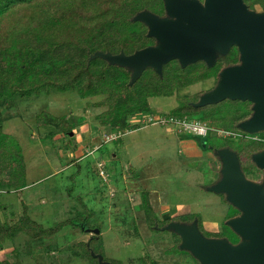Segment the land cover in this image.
Segmentation results:
<instances>
[{"label": "rangeland", "instance_id": "obj_1", "mask_svg": "<svg viewBox=\"0 0 264 264\" xmlns=\"http://www.w3.org/2000/svg\"><path fill=\"white\" fill-rule=\"evenodd\" d=\"M213 85L211 77L170 96L149 97L150 111L130 116L123 130L98 123L97 114L107 108L98 104L105 94L82 98L76 91L51 90L0 102L2 129L20 145L26 169L22 186L15 180L0 184V205L7 213L1 210L0 217L10 223L26 207L43 227H59L40 238L18 232L5 241L0 260L13 261L15 249L21 264H95L81 243L98 229L92 246L101 249L103 261L195 264L190 254L174 251V231L165 229L167 224L161 230L148 226L142 193L147 191L149 205L161 220L194 212L206 230L217 232L233 215L222 194L206 189L220 176L218 158L196 143L206 137L157 121L168 120L179 103L177 96L205 92ZM43 111L66 117L73 129L64 132L56 123L39 121L36 116ZM216 134L214 143L222 144ZM255 171L244 174L260 182L263 171Z\"/></svg>", "mask_w": 264, "mask_h": 264}, {"label": "trees", "instance_id": "obj_2", "mask_svg": "<svg viewBox=\"0 0 264 264\" xmlns=\"http://www.w3.org/2000/svg\"><path fill=\"white\" fill-rule=\"evenodd\" d=\"M155 1L0 0V102L9 103L15 96L39 95L42 91L49 93L51 90L76 91L82 98L105 94L98 104L107 105V108L97 114L98 123L123 130L129 127L130 116L150 111L149 97L170 96L176 89L211 77L218 79L222 68L239 61L236 53L219 56L212 66L197 61L183 67L174 59L163 65L161 75L153 68L146 67L135 81H131L128 67L111 64L101 57L91 58L96 51L130 54L155 44V38L147 35V26L133 20L142 10H154ZM253 2L264 6V0ZM202 93L204 91L177 96L179 103L170 111V117L195 118L206 121L213 129L221 130L216 135L223 139L222 144L214 143L211 132L204 136L206 140L195 141L213 154L215 149L221 147L234 150L243 172L254 175L257 167L251 155L264 149V130L250 134L239 127L241 121L251 116L252 103L227 98L217 103L194 106ZM36 117L45 123H56L58 129L64 132L73 129L64 116L43 111ZM25 170L21 147L12 141L10 134L3 131L0 120V184H13L15 180L14 184L22 186ZM219 194L234 213L223 220L218 232L204 230L201 216L194 212L159 219L149 205L147 191H143L142 205L148 226L152 230H161L170 221L191 223L196 220L203 235L227 239L231 235L234 237L233 243H237L240 236L237 233L235 236L226 221L239 215L240 210L226 200L224 193ZM1 210L6 213V209L0 205ZM83 227L86 228L85 225ZM58 229L57 226L45 228L32 220L24 207L23 213L10 223L0 217V249L6 240L13 239L20 231L32 238H40ZM82 230L85 231L84 228ZM99 236V233L93 234L81 243L84 255L95 264H99L96 255L103 256L101 249L92 246ZM174 237V251L184 252L178 247L180 236L174 232ZM12 251L15 259L0 260V264H21L18 253L15 249ZM110 262L120 264L119 260ZM196 264L200 262L196 261Z\"/></svg>", "mask_w": 264, "mask_h": 264}, {"label": "water", "instance_id": "obj_3", "mask_svg": "<svg viewBox=\"0 0 264 264\" xmlns=\"http://www.w3.org/2000/svg\"><path fill=\"white\" fill-rule=\"evenodd\" d=\"M164 4V17L149 10L133 17L147 26V35L155 38V44L130 54L96 51L91 58L101 57L128 67L131 81H135L146 67L161 75L163 65L174 59L183 67L197 61L212 66L217 54L225 55L236 46L240 63L222 68L215 86L202 93L194 106L227 98L247 100L252 103V114L239 127L248 133L263 131L264 11L249 10L243 0H164ZM214 154L220 161V176L206 189L224 193L226 200L240 210L239 215L226 221L240 241L233 244L226 237H207L196 220L170 222L164 228L179 234L180 248L201 264H264V149L251 155L263 171L260 182L246 177L234 150L221 147ZM96 256L100 264H113L103 261L100 254Z\"/></svg>", "mask_w": 264, "mask_h": 264}, {"label": "built area", "instance_id": "obj_4", "mask_svg": "<svg viewBox=\"0 0 264 264\" xmlns=\"http://www.w3.org/2000/svg\"><path fill=\"white\" fill-rule=\"evenodd\" d=\"M152 119V118H150ZM157 121H160L162 124L169 123L173 128H177L179 131H186L188 133H192L196 136L204 137L209 132L215 133L221 130L213 129L209 123L206 121H201L195 118L190 117H184V118H178V117H169L168 120L164 119H158ZM216 134V133H215Z\"/></svg>", "mask_w": 264, "mask_h": 264}, {"label": "flooded vegetation", "instance_id": "obj_5", "mask_svg": "<svg viewBox=\"0 0 264 264\" xmlns=\"http://www.w3.org/2000/svg\"><path fill=\"white\" fill-rule=\"evenodd\" d=\"M201 3H203L204 2V0H199ZM244 1V3L246 4V6H247V8L249 9V10H253V11H264V6L261 4V3H259V2H253V0H243ZM148 10V9H147ZM149 11H151L152 13H154V14H156V15H158V16H161V17H164V16H166V10H165V4H164V0H156L155 1V9L154 10H150L149 9ZM231 53H236L237 54V58H238V60H239V55H240V53H239V50H238V48L236 47V46H232L230 49H229V51H228V53L227 54H225L226 56L227 55H229V54H231ZM225 55H222V54H217V57H216V61H217V59L219 58V56H225ZM215 61V62H216ZM203 63H205L204 61H202ZM238 63H240V61H238V62H235V63H232L233 65L234 64H238ZM232 64H229V65H232ZM216 81H217V79H215L214 78V85L216 84ZM214 85L212 86V87H214ZM211 87V88H212ZM211 88H209V89H211ZM215 133H217V132H215ZM212 154H213V152H212ZM214 155V154H213ZM181 214V213H180ZM180 214H177V215H180ZM183 214H185V213H183ZM173 222H179V221H173ZM183 223H186V222H183ZM203 229L204 230H206L205 229V227H204V225H203ZM200 230V229H199ZM206 231H208V230H206ZM219 231V230H218ZM217 231V232H218ZM211 232V231H210ZM228 239H230V241L232 240V238H229L228 237ZM180 242H181V239H180ZM180 242H179V245H178V247H179V249L180 250H185V251H187L186 249H183V248H180ZM234 241L232 240V243H233ZM185 251L184 252H181V253H185ZM176 252V251H175ZM186 253H188V254H190V256H192V258L193 259H195V260H197L198 262H199V260L198 259H196L190 252H186ZM113 263V262H112ZM196 264V263H195ZM201 264V263H200Z\"/></svg>", "mask_w": 264, "mask_h": 264}]
</instances>
